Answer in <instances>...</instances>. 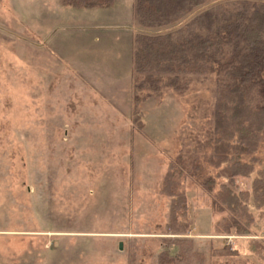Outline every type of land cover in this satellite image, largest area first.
Segmentation results:
<instances>
[{
    "label": "rangeland",
    "instance_id": "rangeland-1",
    "mask_svg": "<svg viewBox=\"0 0 264 264\" xmlns=\"http://www.w3.org/2000/svg\"><path fill=\"white\" fill-rule=\"evenodd\" d=\"M131 1L0 0V264H264V141L242 157L251 175L231 177L212 75L159 81L132 62L136 36L194 32L208 10L264 0H208L155 29ZM169 170L187 201L176 226ZM223 186L245 213L220 211Z\"/></svg>",
    "mask_w": 264,
    "mask_h": 264
},
{
    "label": "trees",
    "instance_id": "trees-1",
    "mask_svg": "<svg viewBox=\"0 0 264 264\" xmlns=\"http://www.w3.org/2000/svg\"><path fill=\"white\" fill-rule=\"evenodd\" d=\"M114 0H59L63 6L102 8ZM208 0H133L135 21L144 28L170 27ZM197 28L185 26L176 33L136 36L133 47L134 72L145 70L162 75H212L215 90V151L221 160L231 154V177H249L254 171L253 155L264 141V2L243 1L222 13L208 10L197 19ZM184 77V76H183ZM134 92L139 90L134 86ZM261 199L264 190L254 183ZM166 172L161 193L172 200L170 218L179 225L185 216L186 197ZM220 211L245 213L242 198L223 186ZM215 207V204H214ZM184 223V228H185ZM245 233V232H244Z\"/></svg>",
    "mask_w": 264,
    "mask_h": 264
},
{
    "label": "crops",
    "instance_id": "crops-1",
    "mask_svg": "<svg viewBox=\"0 0 264 264\" xmlns=\"http://www.w3.org/2000/svg\"><path fill=\"white\" fill-rule=\"evenodd\" d=\"M131 9H132V12H133V0L131 1ZM132 62H133V58H132ZM131 65H132V63H131ZM82 73H83V72H82ZM100 73H101V72H99L98 74H96V76H98V77H99V76H100V77L105 76V78H108V77H106L107 74L105 75L104 73H102V74L100 75ZM126 77H127V76H126ZM104 80H105V82H107V79H104ZM100 81H101V83H103L102 80H100ZM97 89H98V88H97ZM99 91H100V89H99ZM100 92L102 93V91H100ZM102 100H103V101H106V100L104 99V97L102 98Z\"/></svg>",
    "mask_w": 264,
    "mask_h": 264
},
{
    "label": "water",
    "instance_id": "water-1",
    "mask_svg": "<svg viewBox=\"0 0 264 264\" xmlns=\"http://www.w3.org/2000/svg\"><path fill=\"white\" fill-rule=\"evenodd\" d=\"M121 248H122V246H121V244H119V250H121Z\"/></svg>",
    "mask_w": 264,
    "mask_h": 264
}]
</instances>
